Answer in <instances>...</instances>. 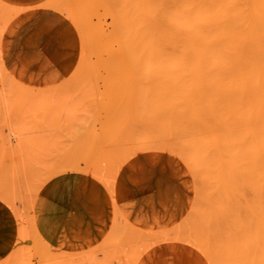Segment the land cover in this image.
<instances>
[{"label":"rangeland","instance_id":"374dc122","mask_svg":"<svg viewBox=\"0 0 264 264\" xmlns=\"http://www.w3.org/2000/svg\"><path fill=\"white\" fill-rule=\"evenodd\" d=\"M106 4L0 0V264H212L191 228L201 182L176 138L134 119L131 100L150 76L118 56L126 33ZM47 19L75 38L73 73L49 83L10 61L27 58L22 44Z\"/></svg>","mask_w":264,"mask_h":264},{"label":"bare ground","instance_id":"6f19581e","mask_svg":"<svg viewBox=\"0 0 264 264\" xmlns=\"http://www.w3.org/2000/svg\"><path fill=\"white\" fill-rule=\"evenodd\" d=\"M91 1L118 8L126 33L118 56L150 76L138 88L140 97L131 100L134 119L141 117L149 130L176 138L179 146L170 141L171 148L182 149L176 152L184 153L181 158L201 182L191 228L204 242L203 251L212 264H264V0ZM42 7L54 9L51 2ZM22 45L47 83L71 68L67 60L73 57L75 38L60 19H47L42 31ZM9 76L16 80L13 86L23 85ZM20 85L18 90L26 93V85ZM154 143L149 144L161 151L164 145L158 146L166 142L159 141L157 148Z\"/></svg>","mask_w":264,"mask_h":264},{"label":"crops","instance_id":"0c3cea01","mask_svg":"<svg viewBox=\"0 0 264 264\" xmlns=\"http://www.w3.org/2000/svg\"><path fill=\"white\" fill-rule=\"evenodd\" d=\"M25 56H27V53L26 54H22ZM14 58L16 59V63L15 65L13 66H17L16 67V71L17 72H20L21 76H25L27 78H30V79H40V78H47L46 74L45 73H42L40 72L39 70V65L37 64V62L32 58V57H27V58H19V57H10V61H15ZM30 58V59H29ZM23 61V62H22ZM31 62V63H30ZM67 62L69 64H71L72 66V57H69V59L67 60ZM29 63V64H28ZM36 63V64H35ZM21 64V65H20ZM33 64V65H32ZM70 66V67H71ZM33 69H32V68ZM31 68V69H30ZM36 69V70H35ZM23 70V71H22ZM71 71V68L70 70H67V73H69ZM66 71H64L63 73L60 74L59 77H62L64 75ZM45 74V75H44ZM57 77V78H59ZM56 78V79H57Z\"/></svg>","mask_w":264,"mask_h":264},{"label":"snow or ice","instance_id":"6c2138e0","mask_svg":"<svg viewBox=\"0 0 264 264\" xmlns=\"http://www.w3.org/2000/svg\"><path fill=\"white\" fill-rule=\"evenodd\" d=\"M53 35H55V33H53Z\"/></svg>","mask_w":264,"mask_h":264}]
</instances>
